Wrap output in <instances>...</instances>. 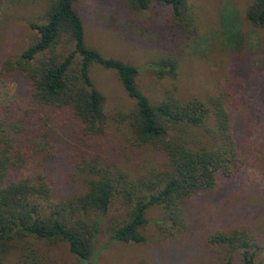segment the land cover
Here are the masks:
<instances>
[{
    "label": "trees",
    "instance_id": "16d2710c",
    "mask_svg": "<svg viewBox=\"0 0 264 264\" xmlns=\"http://www.w3.org/2000/svg\"><path fill=\"white\" fill-rule=\"evenodd\" d=\"M75 1L48 0L39 19L28 21L34 38L19 54L0 59V79L18 77L26 96L22 105L13 100L0 106V264H62L50 249L58 243L66 244L79 264H88L99 231V218L91 214L105 215L115 198L122 200L126 217L112 228L111 241L145 242L141 228L151 205L162 209L164 218L155 220L161 234H178L186 227L189 197L213 191L219 175L230 178L241 165L231 127V91L183 98L171 90L152 103L138 86V67L87 44ZM128 2L135 10L146 9L150 2L169 6L168 26L180 43L200 35L188 0ZM236 13L231 9L221 22L227 47L239 57L246 51L247 32ZM243 18L252 27H264V0H250ZM181 60V51L170 49L149 65L158 78L175 80ZM93 64L112 70L134 101L116 117L130 132L118 147L158 155L154 165H145L143 175L132 178L103 153L114 116L103 110L104 95L89 74ZM65 114L73 125L70 163L78 188L56 197L47 174L32 178L19 172L30 159L49 154L58 117ZM209 241L225 247L226 264H234V252L241 264H258L259 246L246 229L216 231Z\"/></svg>",
    "mask_w": 264,
    "mask_h": 264
},
{
    "label": "rangeland",
    "instance_id": "374dc122",
    "mask_svg": "<svg viewBox=\"0 0 264 264\" xmlns=\"http://www.w3.org/2000/svg\"><path fill=\"white\" fill-rule=\"evenodd\" d=\"M48 0H0V59L20 53L35 34L28 21L38 20ZM196 13L200 35L194 41L179 42L169 28L170 7L150 2L135 10L128 0H76L88 45L104 56L116 57L139 68L136 77L140 89L152 103L166 92L175 90L183 98L204 97L221 89L235 97L231 106V127L238 144L241 165L230 178L217 177L215 189L195 194L184 205L186 227L180 233L164 237L155 220L163 219L158 205L147 208V223L141 228L145 242L111 241L112 228L125 216L120 198H115L105 215L99 218L95 249L88 264H226L225 247L209 241L216 231L243 228L252 233L259 249L258 264H264V27L244 22L243 12L250 0H188ZM237 11V21L247 32L246 51L235 56L227 47V33L222 15ZM170 49L181 51V68L177 78H158L149 64L157 62ZM90 77L104 95L103 110L111 120V138L106 139L103 153L132 178L143 175L145 165L155 164L153 152L143 153L118 145L130 134L118 113L133 106L112 70L98 64L90 67ZM24 83L18 77L0 79V106L16 100L25 102ZM116 119V120H115ZM71 118L58 117L53 148L49 154L29 160L19 174L49 176L56 197L69 195L78 188L70 163L74 136ZM105 147V146H104ZM108 148V149H107ZM146 156V157H144ZM144 157V158H143ZM143 158V159H142ZM80 184V183H79ZM164 225L167 220H163ZM163 224V223H162ZM62 264H79L64 243L50 247ZM232 261L241 264L234 252Z\"/></svg>",
    "mask_w": 264,
    "mask_h": 264
}]
</instances>
